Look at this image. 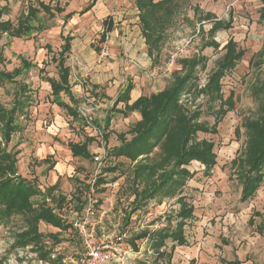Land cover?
I'll return each instance as SVG.
<instances>
[{"label": "rangeland", "instance_id": "1", "mask_svg": "<svg viewBox=\"0 0 264 264\" xmlns=\"http://www.w3.org/2000/svg\"><path fill=\"white\" fill-rule=\"evenodd\" d=\"M38 1L48 3L49 0H0L3 20H10L14 28L19 22L25 21L28 26L27 33L21 37L3 35L0 39V75L12 76L10 80H0V105L9 110L17 94L30 100L26 108L27 117L19 118L16 122L22 130L11 135L7 150L17 155L16 176L19 177L37 174L41 164L46 168L47 164H54L53 159H48L47 164L42 162L41 158L45 156L42 150L48 148L51 142L59 145L58 149L65 157L62 154L60 158L61 154L58 156L56 152L55 157L70 167L60 171V174H64L60 176V182L66 184L61 193L76 194L75 181L72 180L80 182L81 191L84 190L95 174L96 165L92 159L71 160L67 143L83 142L90 135L94 138L89 146L91 154L102 149L111 150L113 146L119 145L115 135L126 132L140 117L136 119L134 115L128 114L126 118L114 113L106 131L102 124L103 118L98 117L99 108L91 114V127L97 128L100 133L95 134L81 118H73L52 103V95L45 80L57 78L56 65L52 59L59 58L62 44V30L59 28L63 17L56 15L48 18L42 12H37L36 18L28 16L29 8H38ZM174 3L177 8L161 31L159 50L147 60V83L154 85L150 77L161 84L156 89L163 85L166 87L171 83L174 72H181V60L201 56L206 59L205 67L197 68L194 75L199 88H202L225 54L223 47L227 41L235 43L237 48L244 51V55L235 68L220 80L222 101L230 93L233 100L230 108L227 105L221 107L225 114H218L220 118L216 125L215 114L221 112L219 101L209 103L202 94L194 98V93L181 97L183 108L190 113L200 112L197 124H203L209 131L198 133L195 141L213 144L215 163L208 170V175H205V166L196 160L186 165L190 174L181 189L180 198L192 208V217L185 221L182 229L186 245H174L171 264H264V179L255 195L241 202L242 185L237 177L239 165L235 164L245 146L244 122L257 116L264 92V21L260 20L262 5L259 0H174ZM216 22L220 26L211 30ZM80 25H83L82 22ZM138 28L141 33L140 24ZM76 36L80 42L91 40L87 44L98 53L102 42L98 32L92 31L87 37L80 31ZM210 42H215L218 47L214 49L209 46ZM46 46L50 50L47 51ZM24 64H29V69ZM15 72L19 73L14 75ZM62 97L68 102L64 95ZM83 103H86L84 99H75L72 103L74 112ZM103 136H107V139L103 140ZM116 161L127 163L123 159ZM110 163V160L104 163V167ZM48 172L46 169L41 174L45 177L44 174ZM67 174L72 176L71 179ZM130 174L131 169L121 176L117 172L102 174L100 178H104L105 183L100 185L99 193L95 191L90 197L94 201L93 205L98 207L95 208L97 216L88 217L84 230L92 233L95 247L106 245L110 248L116 258L110 264H135L138 259L149 258L151 252L147 241L134 239L141 233L168 225L174 229V221L178 222L181 208L178 197L165 199L161 203L150 202L146 208L127 219L134 187ZM32 180L34 186L40 183L39 180ZM69 185L72 190L74 188L73 191ZM38 198H32L31 202ZM38 202L45 204L41 198ZM75 204H71L72 209L64 211L66 220L71 224L83 223L84 218L77 216L76 210H73ZM24 223L21 216H15L0 226V264H44L38 260L34 246L13 248L14 236L24 230ZM38 232L44 236L46 248L55 255V259H50L47 264H52L58 258L61 264H74L84 254L77 227L72 232L60 233L40 222ZM51 236H55L60 243L56 244L50 239ZM131 241L139 248L138 253L131 251L128 245ZM171 246L172 243L167 241V252Z\"/></svg>", "mask_w": 264, "mask_h": 264}, {"label": "trees", "instance_id": "2", "mask_svg": "<svg viewBox=\"0 0 264 264\" xmlns=\"http://www.w3.org/2000/svg\"><path fill=\"white\" fill-rule=\"evenodd\" d=\"M259 2L262 5L260 20L264 21V0H259ZM135 3L139 11V22L147 46V54L152 57L153 52L159 50L161 31L165 29V24L172 18L177 6L174 0H136ZM37 6L38 8H29L28 16L36 18V13L42 12L48 18H53L54 14L51 10H54L55 13L62 12L57 3L51 7L50 4L45 5L39 2ZM88 9L89 7L85 11ZM3 16L4 12H0V39L3 35L21 37L27 33L26 21L19 22L17 28H14V24L10 20H3ZM70 17L69 14L64 20L66 21ZM219 26L220 23L216 22L211 30H216ZM60 37L63 44L58 54L59 58L52 59L56 65L58 81L47 78L45 82L50 85L53 96L52 103L67 110L71 116L77 117V113L72 112L60 98L62 92L69 96V68L65 66L67 57L65 55L70 51L71 41L70 37L64 38L61 35ZM208 45L214 49L218 47L215 42H210ZM46 49L48 51L50 47L46 46ZM223 50H225V54L218 62L217 69L208 77L206 85L202 88H199L194 73L197 68L204 69L206 59L198 56L181 60L179 62L181 72H174L171 83L162 91L150 96H141L128 105L131 86H127L114 103L112 112L121 114L123 117H127L133 112L140 116V120L126 132L116 135L119 145L111 150L106 149L103 161L106 164L110 160L111 163L101 170V174L117 172L121 176L127 174L131 169V181L134 186L133 200L126 218L129 219L135 212L146 208L150 202L161 203L165 199L178 197V202L181 204L177 216L178 222L174 221V229L168 225L152 232L141 233L134 239L147 241L151 252L149 258L138 259L135 264H171L174 245H186L182 229L185 221L192 217V208L185 203L183 198H180L181 189L190 174L186 165L190 161L196 160L205 166V175H208V170L215 163V155L212 153L213 144L206 141H195L198 133L209 131L203 124H197L200 112L190 113L181 106L180 100L183 95L194 93L196 95L194 98L202 94L206 98V102L209 103L219 101V111L221 112H215L214 118L215 125L218 123L220 118L218 114H225L221 107L227 105L230 108L233 100L230 93V96L222 101L220 80L235 68L244 55V51L237 48L231 40L226 42ZM24 67L29 69L30 66L24 64ZM17 73L19 72H15L14 75ZM11 77L9 74H1L0 80H10ZM262 93V102L257 116L244 122L245 146L241 155L235 160V164L239 165L237 177L242 185L241 202L252 198L264 179V92ZM29 101L28 98L17 94L9 110L0 105V135L2 139L0 142V226L8 223L11 217L21 216L25 226L24 230L14 236L13 248L23 249L27 246H34L35 251L38 252V260L48 262L52 250L46 248L44 236L38 232V224L43 222L61 231L72 229V226L64 225L44 203L35 200L31 202L32 198L39 196V192L32 184L16 176L17 155L7 150L11 142V135L22 130L16 122L19 118L27 117L26 108L30 105ZM119 103L124 105L122 111L115 109ZM110 119L109 116H106L104 129H108ZM212 132L214 131L212 130ZM102 138L106 140L107 136ZM92 142H94V138H86L83 144H69L68 147L73 157L88 160L92 159L88 151V146ZM118 159H123L127 163H117ZM103 183H105L104 178L99 177L96 180L95 191L97 193L100 192V185ZM88 188L87 185L81 191V186H77L75 190L77 212L82 210L85 205V194L88 192ZM49 192L51 191L49 190ZM63 201V199L60 200L58 205L60 206ZM95 208L98 207L95 206ZM50 239L56 244L60 243L55 236H51ZM167 241L172 243L168 252L166 250ZM128 245L132 252L138 253L139 248L133 241ZM52 264H61V259H56Z\"/></svg>", "mask_w": 264, "mask_h": 264}, {"label": "crops", "instance_id": "3", "mask_svg": "<svg viewBox=\"0 0 264 264\" xmlns=\"http://www.w3.org/2000/svg\"><path fill=\"white\" fill-rule=\"evenodd\" d=\"M80 1L81 0H49L48 3H44L42 1L38 2H41L45 5L50 4L51 7H53L55 3L58 4V7L62 10V12L55 13L54 10H51V12L54 14V17L56 15H58L59 17H63L61 26L59 28L60 31L62 30L60 32L61 36H63L64 38H71L70 51L66 55L67 57L65 59V66L69 68V96L65 95L63 92L60 93L61 101L65 103L66 106L73 112L74 110L72 103L75 99L82 100L86 96L91 98V100L94 99L95 103L99 104V108L101 109L98 112V117L99 119L103 118L102 124L104 127L106 116H109L111 118V116L114 114V112H112L114 103L116 99L120 95H122L127 86H131L128 102V105H131L141 96H150L151 94H156L162 91L165 88V85H163L162 88L156 89L157 87H161V84H157V81L155 79L148 77L152 82H154V85H150V83H147L145 81L147 60H150V57L147 54V46L142 35V28L141 33L138 30V24H140V22L139 11L135 3L136 0H85L82 3H80ZM76 4L77 6H75ZM87 7H89V9L85 11ZM69 14L71 15L70 19L65 21V17ZM81 22L84 26L80 25ZM80 31H82V35L86 34L87 37L91 35L92 31L98 32V34L100 35V40H102V42L104 41L105 36H107L108 56L100 64L96 63L100 50L97 53V50L95 48L92 49L90 44H87L88 42L91 43V40L85 42L84 39L82 42H80L76 36L80 34ZM87 39L89 40L90 38ZM141 41L143 42V44H141ZM102 42L100 43L99 48L102 45ZM68 56H71L73 58V65ZM149 73L151 74L152 71H149ZM54 80L58 81V75ZM45 83L47 87L49 86L51 94L50 85L47 82ZM63 95L68 99V102L63 99ZM51 97L53 100V96ZM56 107L59 108L58 106ZM123 108V103H119L115 107L116 110L121 111L123 110ZM62 110L70 115L67 110ZM130 114L134 115L136 119L140 117L135 112ZM72 117L74 118L75 116ZM139 120L140 119H138L137 121ZM111 121L112 118L110 120V124ZM108 129H106V131ZM108 133L109 132H107V134ZM87 138H91V136L88 135ZM85 140L86 138L83 140V142L67 143L66 146L70 153L69 157L71 160H86L80 157H73L68 147L69 144H83ZM90 145L91 143L89 144V146ZM89 146L88 151L91 155V158H93V156L97 153H95L94 155L93 153L91 154ZM58 147L59 145H55L53 142H51L48 148L46 147L44 150H42V153H45V156L41 158L43 159L42 162L47 164L46 161L48 159H53L54 164H47V168L45 166H42L43 164H41L40 171L37 174H24V176H19L18 174V178H23L30 184H32L33 182L32 179L39 180L40 183L37 184V186H34L32 184L34 188H36L39 192V198L36 197L38 199L35 201H39V199L41 198L45 202L46 207L50 209L52 214L55 215L56 218H58L62 223H64V225L69 226L70 223L67 222L64 211L67 212L68 208L72 209L71 204L75 203L76 194H72L70 192L65 195L61 193L63 188L66 187V184H61L60 182V176L64 175L60 174V171L66 169L67 163L55 157V152L58 156L59 154H61L60 158H62V156L64 155L63 153H60ZM106 147L109 148L108 145ZM45 168L48 169L49 172L48 174H44L45 177H43V174L41 173L46 170ZM68 175L70 174H67V177H69ZM71 177L72 176L70 175L69 179H71ZM72 181H75V188H77V186H81V183L76 179ZM69 189L71 191L74 190V188L72 190L71 185H69ZM49 190L51 192H49ZM62 199L64 201L59 206L58 202ZM73 210H76V204ZM80 213L81 210L79 212L76 211L77 216ZM41 223L46 225L47 227L57 229L60 233L73 231V229L71 228L67 229L66 231H61L60 229L55 228L51 225L45 224L43 222ZM54 257L55 255L52 251L50 259H55ZM42 263L47 264V262Z\"/></svg>", "mask_w": 264, "mask_h": 264}, {"label": "built area", "instance_id": "4", "mask_svg": "<svg viewBox=\"0 0 264 264\" xmlns=\"http://www.w3.org/2000/svg\"><path fill=\"white\" fill-rule=\"evenodd\" d=\"M107 44H108V38L105 36L104 41L102 42V45L100 46V51L97 57V64H100L102 61H104L107 56ZM71 60V63L73 65L74 60L71 56L68 57ZM81 85V84H80ZM86 103L81 104L78 106V109L76 111L77 116L83 120V122L86 124V126L90 127V131L95 134H100L97 130V128H92V117L91 114L95 110L99 109V104L95 103V100H91L88 96L83 98ZM106 151L101 150L99 153L95 154L93 156L92 160L94 165H96V171L95 174L91 176L90 182H88V192L85 194V205L81 210V213L78 216H81L83 219V223H74L70 225L72 226V229L74 227L78 228V236L80 238L81 244L83 246L84 254L82 253L80 255L79 260L74 264H110L112 261H114L116 258L114 257L113 253L111 252L110 248L106 245H101L98 247L94 246L93 237L91 232H86L84 230V226L87 223L89 216H96L95 214V206L93 205L94 201L90 199V197L95 192V182L96 180L101 177V169L104 167V156ZM115 186V184H113ZM88 197V198H87ZM96 203V202H95ZM97 211V210H96ZM130 251V250H129ZM132 251V250H131Z\"/></svg>", "mask_w": 264, "mask_h": 264}]
</instances>
